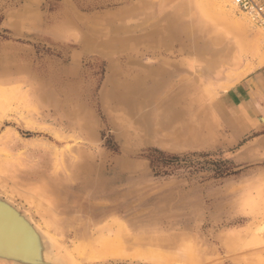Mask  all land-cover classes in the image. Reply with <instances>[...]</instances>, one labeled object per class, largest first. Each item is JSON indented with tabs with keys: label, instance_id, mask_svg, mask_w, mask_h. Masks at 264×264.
<instances>
[{
	"label": "rangeland",
	"instance_id": "obj_1",
	"mask_svg": "<svg viewBox=\"0 0 264 264\" xmlns=\"http://www.w3.org/2000/svg\"><path fill=\"white\" fill-rule=\"evenodd\" d=\"M260 71L234 0H0V196L64 264H264Z\"/></svg>",
	"mask_w": 264,
	"mask_h": 264
},
{
	"label": "water",
	"instance_id": "obj_2",
	"mask_svg": "<svg viewBox=\"0 0 264 264\" xmlns=\"http://www.w3.org/2000/svg\"><path fill=\"white\" fill-rule=\"evenodd\" d=\"M26 219L14 203L0 197V264H59L50 241Z\"/></svg>",
	"mask_w": 264,
	"mask_h": 264
},
{
	"label": "crops",
	"instance_id": "obj_3",
	"mask_svg": "<svg viewBox=\"0 0 264 264\" xmlns=\"http://www.w3.org/2000/svg\"><path fill=\"white\" fill-rule=\"evenodd\" d=\"M233 87L234 88L228 89V92L226 93V95L229 96L231 99L235 100L237 95H241V103L245 104L246 107H248L249 101L258 104L260 98L264 99V71H260L254 76L245 77L242 82H239ZM223 96L224 95L220 94L217 97L216 101L218 102L219 100L223 99ZM216 101L215 107L217 106L220 108L221 104L217 103Z\"/></svg>",
	"mask_w": 264,
	"mask_h": 264
},
{
	"label": "bare ground",
	"instance_id": "obj_4",
	"mask_svg": "<svg viewBox=\"0 0 264 264\" xmlns=\"http://www.w3.org/2000/svg\"><path fill=\"white\" fill-rule=\"evenodd\" d=\"M167 66V65H166ZM162 73L164 74V75H168V73L165 71V70H162ZM164 75H159L160 77H158L157 78V81H159V85L160 86H163V87H165V86H167V78L164 76ZM156 77V76H155ZM157 85H158V83H157ZM129 86V85H128ZM131 86V85H130ZM126 88V86L120 91V93H119V96H117V99H119L120 100V103L122 104V105H124L126 108H129V109H135L136 107H138L140 104H141V102L140 101H138L137 103H135L134 101H133V99H130L129 100V97L126 95L127 94V90L125 89ZM179 93V92H178ZM178 93L177 94H175L174 96H173V99L171 100V99H169L168 100V102H166L165 103V106H167V109H168V111H170L171 112V107H172V104L174 103V102H176L177 100L176 99H174L175 98V96H176V98L178 97ZM181 97V96H180ZM179 100V99H178ZM182 100V99H181ZM181 102V101H180ZM179 102V103H180ZM175 108V107H174ZM181 112V111H180ZM183 113H185V112H183ZM180 120V119H179ZM182 120V119H181ZM175 121V120H174ZM97 179H100V178H97ZM39 194H40V192L38 191V192H35V197L37 198V196H39ZM1 197V196H0ZM34 197V198H35ZM3 199H5V198H3ZM5 200H7V199H5ZM7 201H9V200H7ZM10 202V201H9ZM12 203V202H11ZM42 205H46V210H47V212L50 210V206H48V204H45V203H43V202H41L40 203V206H42ZM20 209V208H19ZM22 211V210H21ZM45 213H47L46 211H44ZM22 213H24L23 211H22ZM19 215H20V213H19ZM24 215H26V217L28 218V220L26 219V221H30V223L32 224V226H35L36 227V225L33 223V221L31 220V218L26 214V213H24ZM20 217H21V219L22 220H24L25 221V218L23 217L22 218V216L20 215ZM37 228V227H36ZM38 229V228H37ZM39 230V229H38ZM43 234V233H42ZM44 235V234H43ZM44 238H46L48 241H49V239L44 235ZM51 243V242H50ZM51 246L53 247V245H52V243H51ZM31 248H35V244L34 245H32V247ZM36 251H37V249H36ZM35 254V256H38V258H39V252L37 253V252H34ZM57 258V257H56ZM57 259H59V258H57ZM59 261V264H64L63 263V261L61 260V259H59L58 260Z\"/></svg>",
	"mask_w": 264,
	"mask_h": 264
},
{
	"label": "built area",
	"instance_id": "obj_5",
	"mask_svg": "<svg viewBox=\"0 0 264 264\" xmlns=\"http://www.w3.org/2000/svg\"><path fill=\"white\" fill-rule=\"evenodd\" d=\"M255 22L264 25V0H234Z\"/></svg>",
	"mask_w": 264,
	"mask_h": 264
},
{
	"label": "trees",
	"instance_id": "obj_6",
	"mask_svg": "<svg viewBox=\"0 0 264 264\" xmlns=\"http://www.w3.org/2000/svg\"><path fill=\"white\" fill-rule=\"evenodd\" d=\"M151 152L152 153H156L158 155V158H151L152 159V163L165 164L166 162H169L168 160L177 158L175 156L167 155L164 152H162L160 150H156V149L151 150Z\"/></svg>",
	"mask_w": 264,
	"mask_h": 264
}]
</instances>
